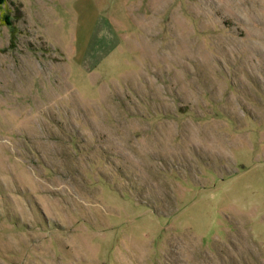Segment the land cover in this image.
<instances>
[{
  "label": "rangeland",
  "instance_id": "obj_1",
  "mask_svg": "<svg viewBox=\"0 0 264 264\" xmlns=\"http://www.w3.org/2000/svg\"><path fill=\"white\" fill-rule=\"evenodd\" d=\"M0 264H264V0L0 5Z\"/></svg>",
  "mask_w": 264,
  "mask_h": 264
},
{
  "label": "trees",
  "instance_id": "obj_2",
  "mask_svg": "<svg viewBox=\"0 0 264 264\" xmlns=\"http://www.w3.org/2000/svg\"><path fill=\"white\" fill-rule=\"evenodd\" d=\"M6 1L7 0H0V5H2V4H4V3H6ZM4 23H7V24H12L10 21H8V20H6V21H4ZM13 34L15 35V33L13 32ZM13 43V42H12Z\"/></svg>",
  "mask_w": 264,
  "mask_h": 264
}]
</instances>
